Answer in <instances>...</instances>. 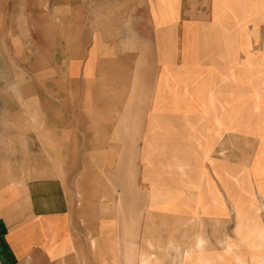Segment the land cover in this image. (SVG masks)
I'll return each mask as SVG.
<instances>
[{"label":"crops","instance_id":"1","mask_svg":"<svg viewBox=\"0 0 264 264\" xmlns=\"http://www.w3.org/2000/svg\"><path fill=\"white\" fill-rule=\"evenodd\" d=\"M208 1L209 25L198 19L194 25L212 28L214 10L226 11L225 24L217 27L234 36L235 12L241 11L246 34L236 43L251 44L258 69L232 71L234 56L244 60L246 53H235L233 44L225 52L232 39L221 36L131 35L125 41L121 36L109 58L100 36L93 34L82 57L65 69L68 82L62 85L67 93H80L82 107L73 105L51 119L68 127L63 154L117 157L109 170L113 178L100 183L104 198L79 209L58 174L30 164L46 154L38 136L5 138L7 148L0 153L7 155L0 159V264H219L217 221L221 231L236 236L232 176L250 166L253 138L250 121L247 130L236 129L235 117L225 109L235 106L236 93L246 102L241 107H255V91L264 106V0ZM245 12H258V17H244ZM183 22L179 20V33L188 26ZM170 26L167 20L163 28ZM57 72L50 71L52 81ZM49 90L52 110L63 109V101L53 94L59 90L54 82ZM86 108L119 113L91 116ZM96 124L109 126H100L95 135L90 129ZM236 137L247 158L241 163L234 158ZM58 138L64 140L60 134L53 139ZM82 171L87 172L86 163ZM258 215L264 220L262 210ZM188 219L199 224L189 237ZM199 235L210 241L205 251L193 248Z\"/></svg>","mask_w":264,"mask_h":264},{"label":"rangeland","instance_id":"2","mask_svg":"<svg viewBox=\"0 0 264 264\" xmlns=\"http://www.w3.org/2000/svg\"><path fill=\"white\" fill-rule=\"evenodd\" d=\"M197 4H200L198 11ZM241 15V11L235 12L238 27L233 36L226 29L222 31L217 27L225 24L226 11L220 13L214 10L213 17L216 21L212 28L194 25L196 19L207 20L209 25L208 0H0V153L6 150L8 142L5 138L9 136H38L46 148V154L32 157L30 164L40 163L47 168L43 173L58 174L66 183L76 207H93L97 200L105 197L100 183L113 178L114 173L109 170L114 168L117 157L90 155L84 158L63 154L67 148L65 137L68 127L53 124L51 115H64V111L68 113L73 105L77 108L79 105L82 107L83 103L78 91L67 93L63 90L65 87L62 85L68 82L65 69L70 61L82 57L93 34L100 36V45L109 58H113L116 41L121 36L125 41L126 36L130 39L131 35H213L226 40L228 38L227 41L232 39L225 52L230 53L233 44L235 53L237 49L246 53L244 60L234 56L232 71H255L259 65L258 60L255 61L249 53L251 44L236 43L238 39L243 42L246 34ZM246 16L258 17V12H245L244 17ZM182 19L188 24L185 33L183 27L179 33V20ZM167 20L171 26L164 29ZM176 52V48H173L172 58ZM260 62H264V45ZM53 69L59 72V77L54 81L50 76ZM53 82L59 89L53 94L63 101V109L60 106L52 110L49 89ZM60 90L64 91L63 95ZM68 94L69 98L66 97ZM36 97L41 102H35ZM252 97L256 100L255 107H241L240 104L246 102H242V93H236L235 106L225 109L235 117L236 129L247 130L249 120L250 134L255 139L250 141V166L245 165L243 171L232 176L235 193L231 198L236 213V236L231 237L221 231V221H217L216 237L222 246L217 253L219 264H264V220L258 215L262 210L264 217V106L263 102H258L256 91L251 93ZM86 109L91 116H108L114 111V114L119 113L112 108ZM100 126L107 129L109 125L96 124L94 127L97 128L94 129L92 125L91 133H97ZM58 134L64 140L53 139ZM73 143L78 146L77 141L74 140ZM93 144L92 140L91 146H95ZM242 153L243 141L236 137V162L243 161L245 156ZM6 158L7 155H0L1 160ZM84 163L87 165L85 173L82 171ZM186 225L188 237L193 229L199 227L194 219H188ZM206 238L208 242L199 235L193 248L205 251L207 244H210L208 237Z\"/></svg>","mask_w":264,"mask_h":264},{"label":"clouds","instance_id":"3","mask_svg":"<svg viewBox=\"0 0 264 264\" xmlns=\"http://www.w3.org/2000/svg\"><path fill=\"white\" fill-rule=\"evenodd\" d=\"M201 243H202V242H201ZM198 247H199V245H198ZM169 248H172V244H171V243L169 244Z\"/></svg>","mask_w":264,"mask_h":264},{"label":"bare ground","instance_id":"4","mask_svg":"<svg viewBox=\"0 0 264 264\" xmlns=\"http://www.w3.org/2000/svg\"><path fill=\"white\" fill-rule=\"evenodd\" d=\"M203 239H204V237H203ZM202 240V239H201ZM199 244V243H198ZM255 246V245H254Z\"/></svg>","mask_w":264,"mask_h":264}]
</instances>
